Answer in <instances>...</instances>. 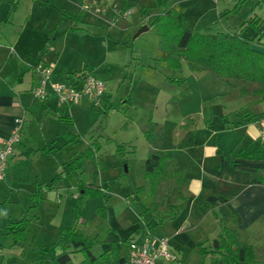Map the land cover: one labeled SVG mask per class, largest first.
Segmentation results:
<instances>
[{
    "label": "rangeland",
    "instance_id": "rangeland-1",
    "mask_svg": "<svg viewBox=\"0 0 264 264\" xmlns=\"http://www.w3.org/2000/svg\"><path fill=\"white\" fill-rule=\"evenodd\" d=\"M125 1L130 5V14L118 15L117 9L123 0H109L106 13L98 16L85 14L87 22H90L85 23L87 34L71 35L68 41L76 58L89 63V72L84 66L82 72L92 71L94 76L99 74L98 77L109 85V104L119 103V107L111 108L106 116L98 112L101 107L93 110L86 108L70 129L78 133L75 143L57 138L51 153L41 155V163H46L52 172L56 161L76 160L74 170L68 174L64 172L62 179L56 181L55 188L39 186L31 194L30 201L24 190L34 185L33 181L24 179L19 185V182L5 184L3 178L0 179V264H39V258L47 256L43 250L57 240L63 226H69L75 219L77 195L80 193L74 185L80 180L104 188L103 195L92 198L84 195L80 211V221L83 222L79 223V227L99 241L92 249L95 255L107 249L112 240L123 239L132 233L134 240L139 241L148 230L153 237L169 238L173 244L175 250H171L176 259L173 257L163 264L201 262L194 245L196 240H202L196 239L199 236L203 239L209 237L210 229L205 235L196 230L190 236L186 231L179 230L177 217L159 224V217L168 218L167 207L162 208L160 214L147 211L150 193L144 175V162L149 145L144 133L149 127L150 117L163 131V146L155 152L170 153L175 143H183V135L188 142H192L207 132V125L212 130L220 129L225 124L219 121V116L244 105L247 98H234L225 92L229 88L216 80L213 74L193 75L185 65L175 73L186 78L187 90L184 85L169 82L166 75L172 73L170 68L155 58L158 51L155 28L148 25L146 30L134 37L141 26L148 24L146 19L149 17H144L141 10L153 14L160 0ZM259 1L255 11L264 18V0ZM36 4L42 6L40 2ZM57 6L66 8L67 5L65 0H57ZM192 6L193 3H190L189 11ZM57 9L53 6L46 10L54 15L58 13ZM59 18L63 19V14ZM261 30H264V25ZM10 46L5 42L2 47L10 50ZM253 108L255 110L256 107ZM188 115L197 118V124L191 130L180 126ZM179 134L182 136L177 137ZM222 138L225 140L226 136ZM90 141L98 143L97 150L91 156L77 158ZM117 145H123L124 152L117 150ZM75 152L78 153L75 155ZM61 167L59 165V169H63ZM137 187H141L140 190L136 191ZM104 204L103 214L98 207ZM23 217L29 220L28 234L32 240L21 247L13 245L11 235L5 234L4 228L6 221L15 222ZM147 223L149 229H146ZM137 229L139 232H136ZM257 242V258L260 264H264V240ZM80 259L81 255H77L72 261L77 264ZM202 264H207V260Z\"/></svg>",
    "mask_w": 264,
    "mask_h": 264
},
{
    "label": "crops",
    "instance_id": "crops-1",
    "mask_svg": "<svg viewBox=\"0 0 264 264\" xmlns=\"http://www.w3.org/2000/svg\"><path fill=\"white\" fill-rule=\"evenodd\" d=\"M86 1L92 0H65L67 5L65 8L57 6V0H0V137L10 136L14 130L16 119L22 121L19 139L12 145V153L7 159L2 180L5 184L19 182V185L23 183L24 179L33 181L32 188L24 190V193L30 197V201L32 200L31 194L39 186L55 188L56 181L62 179L63 173L70 172V170L59 169V165L62 166L70 162H74L76 165V160L56 161L53 164V167L56 168L52 172L46 163H41V155L51 153L54 148L53 142L57 138L62 137L66 141L75 143L76 136L74 134L78 135V133L72 132L70 129L76 125L86 108L98 109L110 102L109 85L103 78L98 77L99 74L94 76L92 71L90 74L104 82L105 95L99 106H95L90 99L85 97L74 105H60L52 93H49L44 101H39L34 99L31 93L32 88L38 83L34 69L40 64L51 67V80L54 82H66L73 73L82 71L83 66L89 72V63L76 58L74 48L68 41H70L71 35L87 34L85 23L90 22H87L85 14L98 16L106 13L109 0H106L103 10L98 14L81 10L80 5ZM238 1L170 0L169 3L177 4L183 8L186 25L191 31L204 32L209 28L226 31L239 25L241 22L239 13L230 12L221 21L219 20V14L232 9ZM37 2H40V5L42 3V6H37ZM125 2L123 0L117 11L130 6ZM190 3H193V6L189 11ZM53 6L58 8V13L55 12L54 15H51V13H47L50 9H46ZM157 12L156 8L153 14L152 12H148V14L150 13L149 15L152 17ZM61 14H63V19L59 18ZM141 22L143 23V21ZM5 42L12 46H10V50L2 47ZM261 42L264 43V36H262ZM63 44L65 45L63 46ZM258 48L264 50V45H260ZM205 73L211 72L205 71L197 74ZM192 74L197 75L196 73ZM215 79L222 82L216 77ZM226 86L229 89L225 92L234 98H247L245 104L222 113L218 119L225 125L216 130H212L211 126L207 125V132L196 141L188 142L187 138L183 137L185 135H177V137L182 136L183 143L179 141L170 149V153L164 152L159 155H167L174 159L177 165L183 167L187 182L180 189H176L175 182L169 180L164 184V188L170 195L171 203L180 205L177 215L174 217H177L180 231H186L190 235L197 230L201 235H205L210 229L209 237L203 239L199 236L196 238L202 239L196 240L194 245L196 251L197 243L209 242L217 236L222 218L226 220V227L236 229L241 240L251 247L257 260L254 264H260L256 251H258L259 242L257 240H264V180L258 183L254 179L264 177V157L247 159L234 155L235 152L242 150L250 143L257 144L259 142V124L256 121L236 124L242 119L234 117V113L264 112V101H260L252 95L240 96L237 91ZM184 87L187 90L186 83ZM127 95L130 97L129 94ZM224 116L230 122H225L222 119ZM61 117H67V122L60 120ZM196 120L197 118L194 116L188 115L180 126L185 130H191L195 128ZM159 127L161 128V126ZM210 130L212 132H209ZM222 136H226V139L224 140ZM162 142L163 131L158 150H161ZM76 153L78 152L74 154L76 155ZM36 163L38 167H36ZM42 171L43 173H41ZM7 178L9 180H6ZM78 185L79 183L74 185L77 190ZM164 207L167 205H160L158 212H161L160 210ZM167 220L170 219L167 218ZM7 222L12 221H6L5 224ZM136 232H139V229ZM172 235L173 233L170 236ZM143 237L144 234L137 242L142 241ZM169 244L173 249L170 240ZM124 253L125 251H123ZM163 262L165 261H158L156 264H163ZM207 264H209L208 260Z\"/></svg>",
    "mask_w": 264,
    "mask_h": 264
},
{
    "label": "trees",
    "instance_id": "trees-1",
    "mask_svg": "<svg viewBox=\"0 0 264 264\" xmlns=\"http://www.w3.org/2000/svg\"><path fill=\"white\" fill-rule=\"evenodd\" d=\"M169 1L160 0L156 6L158 12L152 17H150V13L148 14L149 11L141 10L144 17H149L146 26H153L158 37V51L155 58L165 63L172 72L170 75H166V79L171 83L184 85L186 78L177 76L175 73L181 70L184 64L192 73L197 74L205 71L213 73L217 79L224 82L232 90L237 91L240 96L252 95L260 101H264V50L258 48L260 45H264L261 42L264 30L260 29L264 24V18L258 16L255 12L260 1L239 0L232 9L219 14V20L221 21L230 12L239 13L241 15L239 25L226 31H216L209 28L204 32L191 31L186 25L183 8L177 4H170ZM120 11L127 12L129 9L127 7ZM130 54L133 58V53L130 52ZM58 83L76 85L72 80V76L67 78L66 82ZM104 95L105 92H103L102 99ZM118 105L119 103L105 105L101 107L100 113L106 116L111 108L117 109ZM234 117H241L242 119L237 121L236 124L258 122L259 119L264 117V112L243 111L240 114L234 113ZM222 119L225 122H230L225 116ZM60 120L67 122V117H61ZM148 124L149 127L144 135L149 144V151L144 162V175L148 184L151 205L147 208V211L150 213L158 212V207L165 204L168 207V219H172L177 215L180 205L171 203L170 195L166 192L164 184L169 180H173L175 188L180 189L187 182L185 169L177 165L171 157L154 152L155 149L160 147L162 131L150 117ZM74 135L76 136V134ZM258 139L257 144L250 143L242 150L235 152L234 155L247 159L264 157V138L259 136ZM96 144L98 143L90 141L85 151L80 153L77 158L91 156L97 150ZM117 147V150L124 152L123 145H117ZM62 168L64 171L74 170L75 163H65ZM261 180H264V177L254 179L258 183ZM140 188L137 187L136 191ZM103 190L104 188L101 185L96 186L82 181L79 182L78 191L80 194L77 197L78 205L75 219L69 226L62 227L57 240L43 250L47 256L39 258V264H48L49 262L51 264H74L72 259L77 255H81V259L77 264H127V244L131 241L137 242L133 240L132 234L123 239L112 240L109 248L95 255L92 249L99 241L95 236L85 234L83 229L79 227V223L83 222L80 221V211L84 195L87 198H92L103 195ZM98 209L104 214L105 204L99 206ZM165 221L167 219L164 220L163 217L158 219L159 224ZM225 222V219H220L219 232L215 238L209 242L196 244L201 264L206 260L209 264L256 263L257 260L251 247L241 240L236 229L226 227ZM145 226L146 229L150 227L148 223ZM28 228L29 220L23 217L15 222H7L4 233L11 235L13 245L19 244L24 247L32 240L28 234ZM146 235H151L148 230L145 233ZM123 251H125L124 254ZM173 255L176 259L174 253Z\"/></svg>",
    "mask_w": 264,
    "mask_h": 264
},
{
    "label": "built area",
    "instance_id": "built-area-1",
    "mask_svg": "<svg viewBox=\"0 0 264 264\" xmlns=\"http://www.w3.org/2000/svg\"><path fill=\"white\" fill-rule=\"evenodd\" d=\"M106 0H92L82 2L81 10L98 14L103 10ZM118 15H127L130 11H117ZM38 83L31 90L32 97L36 100H44L49 93L56 96L58 104L74 105L85 97L90 99L95 106H99L104 92L103 81L94 78L87 72H75L72 80L76 85L70 83H58L51 81L52 70L46 64H40L34 69ZM15 127L10 136L0 137V179L6 169L7 159L12 153V145L18 141L21 128V119H16ZM260 137L264 138V117L259 119ZM174 257L169 241L164 237H153L146 235L141 242L131 241L127 244V264H156L158 261H169Z\"/></svg>",
    "mask_w": 264,
    "mask_h": 264
},
{
    "label": "water",
    "instance_id": "water-1",
    "mask_svg": "<svg viewBox=\"0 0 264 264\" xmlns=\"http://www.w3.org/2000/svg\"><path fill=\"white\" fill-rule=\"evenodd\" d=\"M147 29V26L146 25H143L141 26L138 31L135 33L134 37H136L137 35H139L142 31L146 30ZM126 169V167H125Z\"/></svg>",
    "mask_w": 264,
    "mask_h": 264
}]
</instances>
